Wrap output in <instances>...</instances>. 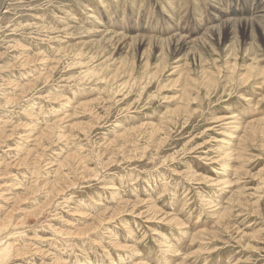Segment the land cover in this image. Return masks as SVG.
Returning a JSON list of instances; mask_svg holds the SVG:
<instances>
[{"label": "rangeland", "instance_id": "obj_1", "mask_svg": "<svg viewBox=\"0 0 264 264\" xmlns=\"http://www.w3.org/2000/svg\"><path fill=\"white\" fill-rule=\"evenodd\" d=\"M0 264H264V0H0Z\"/></svg>", "mask_w": 264, "mask_h": 264}, {"label": "bare ground", "instance_id": "obj_2", "mask_svg": "<svg viewBox=\"0 0 264 264\" xmlns=\"http://www.w3.org/2000/svg\"><path fill=\"white\" fill-rule=\"evenodd\" d=\"M229 25V24H228ZM44 28V27H43ZM134 40V39H133ZM54 100V99H53ZM85 103V102H84ZM32 161V160H31ZM52 191V190H51ZM32 201V200H31ZM40 203V202H39ZM49 205V204H48ZM44 207V206H43ZM75 216V215H74ZM19 221V220H18ZM110 230V229H109Z\"/></svg>", "mask_w": 264, "mask_h": 264}]
</instances>
